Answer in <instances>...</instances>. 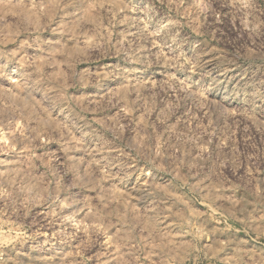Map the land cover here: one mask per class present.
<instances>
[{
	"label": "rangeland",
	"instance_id": "1",
	"mask_svg": "<svg viewBox=\"0 0 264 264\" xmlns=\"http://www.w3.org/2000/svg\"><path fill=\"white\" fill-rule=\"evenodd\" d=\"M0 264H264V0H0Z\"/></svg>",
	"mask_w": 264,
	"mask_h": 264
}]
</instances>
